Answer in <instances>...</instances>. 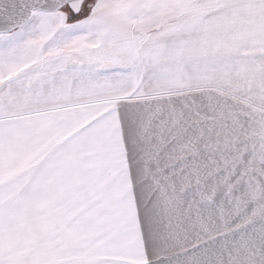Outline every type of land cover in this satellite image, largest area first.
Returning <instances> with one entry per match:
<instances>
[{
    "label": "snow or ice",
    "instance_id": "snow-or-ice-1",
    "mask_svg": "<svg viewBox=\"0 0 264 264\" xmlns=\"http://www.w3.org/2000/svg\"><path fill=\"white\" fill-rule=\"evenodd\" d=\"M0 264H264V0H0Z\"/></svg>",
    "mask_w": 264,
    "mask_h": 264
}]
</instances>
